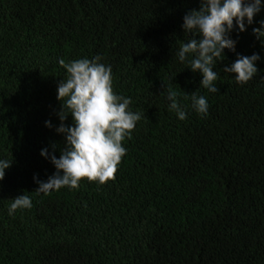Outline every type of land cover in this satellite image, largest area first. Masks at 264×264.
Wrapping results in <instances>:
<instances>
[{
    "label": "trees",
    "instance_id": "16d2710c",
    "mask_svg": "<svg viewBox=\"0 0 264 264\" xmlns=\"http://www.w3.org/2000/svg\"><path fill=\"white\" fill-rule=\"evenodd\" d=\"M261 3L244 32L234 21L236 49L213 68L211 93L177 55L193 38L183 17L200 0H0V160L12 161L0 181V264H264V42L253 34ZM253 54L248 83L224 73ZM96 56L141 115L122 141L126 155L103 185L37 192L56 172L50 156L66 147L56 131L67 78L59 60ZM169 86L185 120L169 109ZM193 92L207 99L206 116ZM64 124L74 126L71 114ZM24 194L32 207L9 215Z\"/></svg>",
    "mask_w": 264,
    "mask_h": 264
},
{
    "label": "clouds",
    "instance_id": "9594fccd",
    "mask_svg": "<svg viewBox=\"0 0 264 264\" xmlns=\"http://www.w3.org/2000/svg\"><path fill=\"white\" fill-rule=\"evenodd\" d=\"M200 4L198 10L193 9L183 17L184 32L193 38L181 44L177 55L181 62L188 61L194 73H201V87L217 93L218 73L213 68L225 59L224 49L235 52L236 41L229 37L234 21L239 31L244 32L245 19L247 25H251L254 16L261 11L262 3L261 0H200ZM253 34L264 42V21H261V27L253 28ZM259 59L258 54L238 56L223 71L234 73L237 83L246 84L257 74L256 61ZM100 60V56L68 63L64 59L59 60L60 66L66 69L67 78L62 79L57 88V99L62 102V110L58 114L61 124L56 131L65 134L66 147L59 158L50 156L56 172L47 182L37 181V192L48 195L52 190L65 186L76 189L83 179L98 181L101 185L115 180L117 166L126 155L122 141L126 137L131 139L141 115L129 110V98L114 93L112 69L99 63ZM178 96L179 93L169 86V109L175 111L180 120H185L186 112ZM191 100L197 113L208 114L209 105L204 96H197L193 92ZM69 114L74 126L64 124ZM46 126L52 127L50 122H46ZM52 147L55 149L56 146ZM41 156L49 158L48 150L42 149ZM11 164L12 161L0 160V181L4 179L5 169L10 168ZM31 207L28 195L18 196L13 199L9 215L17 209Z\"/></svg>",
    "mask_w": 264,
    "mask_h": 264
}]
</instances>
